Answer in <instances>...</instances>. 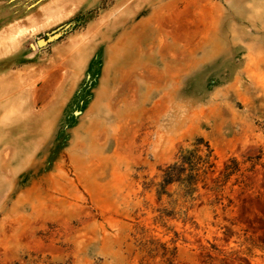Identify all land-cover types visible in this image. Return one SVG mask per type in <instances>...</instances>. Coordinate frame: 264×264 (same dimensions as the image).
<instances>
[{
    "label": "rangeland",
    "instance_id": "obj_1",
    "mask_svg": "<svg viewBox=\"0 0 264 264\" xmlns=\"http://www.w3.org/2000/svg\"><path fill=\"white\" fill-rule=\"evenodd\" d=\"M0 264H264V0H0Z\"/></svg>",
    "mask_w": 264,
    "mask_h": 264
},
{
    "label": "trees",
    "instance_id": "obj_2",
    "mask_svg": "<svg viewBox=\"0 0 264 264\" xmlns=\"http://www.w3.org/2000/svg\"><path fill=\"white\" fill-rule=\"evenodd\" d=\"M201 140V139H200ZM206 148L208 149V145L206 144L205 145ZM189 161H185V160H182L180 164H177L176 162H174L172 165H169L167 166V169H166V172H165V176H170V171L176 166L177 168H179V170H183L184 169V164L188 163ZM167 181V180H166ZM181 182H185V179L184 178H181Z\"/></svg>",
    "mask_w": 264,
    "mask_h": 264
},
{
    "label": "water",
    "instance_id": "obj_3",
    "mask_svg": "<svg viewBox=\"0 0 264 264\" xmlns=\"http://www.w3.org/2000/svg\"><path fill=\"white\" fill-rule=\"evenodd\" d=\"M54 37L53 36H48L47 38H39L36 43L39 47L44 46L48 44L49 42L53 41Z\"/></svg>",
    "mask_w": 264,
    "mask_h": 264
}]
</instances>
